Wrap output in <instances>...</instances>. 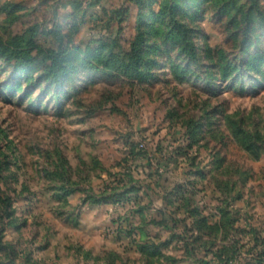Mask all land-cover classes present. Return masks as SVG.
I'll return each mask as SVG.
<instances>
[{
    "label": "rangeland",
    "instance_id": "1",
    "mask_svg": "<svg viewBox=\"0 0 264 264\" xmlns=\"http://www.w3.org/2000/svg\"><path fill=\"white\" fill-rule=\"evenodd\" d=\"M139 32L142 79L123 69ZM30 38L25 69L0 49V239L17 264H55L33 245L70 242L81 204L130 173L161 235L147 261L218 264L185 250L191 197L210 223L225 211L215 248L264 264V0H0V42Z\"/></svg>",
    "mask_w": 264,
    "mask_h": 264
},
{
    "label": "crops",
    "instance_id": "2",
    "mask_svg": "<svg viewBox=\"0 0 264 264\" xmlns=\"http://www.w3.org/2000/svg\"><path fill=\"white\" fill-rule=\"evenodd\" d=\"M139 193L143 195L144 190L131 192L129 195L136 196ZM76 202L77 199L70 202L69 208L77 206ZM131 203L133 205H129ZM158 207L160 206H156ZM80 208L79 220H76L74 225L79 230L76 229L77 233L70 238V242L64 240L56 245L53 241L50 247L47 246L38 252L33 245L34 256L38 261L55 264H153L147 261L149 259L142 253L140 244L152 240L158 243L161 235L152 234L150 229L153 224L152 222L148 224L150 222L144 213L145 206L136 205L131 201V196H128L126 204L121 206L111 201L103 203L88 201L82 203ZM109 227L113 228V231L105 233L104 228ZM118 227L119 229L115 231ZM128 228H134L135 231L128 233ZM167 246L170 248L171 244L167 243ZM169 248L164 250L167 255L172 253ZM50 249L55 251L52 253Z\"/></svg>",
    "mask_w": 264,
    "mask_h": 264
},
{
    "label": "trees",
    "instance_id": "3",
    "mask_svg": "<svg viewBox=\"0 0 264 264\" xmlns=\"http://www.w3.org/2000/svg\"><path fill=\"white\" fill-rule=\"evenodd\" d=\"M143 42V36L139 32V36L136 37L135 41L132 42V49L130 54V57L128 59L127 63L123 62V69H125L126 73H131L139 77V79L147 77L148 74H144L141 76V73L143 71V67L141 66V62L143 61V55L141 53V43ZM30 46V47H29ZM38 45L33 40V38H30L28 42L21 46L16 43V40L13 39L10 42L7 43H1L0 42V49L4 53H8L7 58H11L13 55L16 54V57L18 60H21L22 62H19L17 64L22 65V68L25 69L28 66L32 65V56L31 51L34 47H37ZM72 53L60 49L56 53H53L49 58L52 59L51 65L45 66V69H51L53 70L52 78L54 80H59V77L62 73L68 72V69L64 64V60H68L71 58ZM97 57V56H96ZM98 58V57H97ZM17 60V61H18ZM72 68L75 66L72 64ZM51 74V73H49ZM128 181L126 184L124 183V187L119 192H109V193H101L100 195H93L88 196V200L92 203H103V202H122L124 198L128 199V195L131 192L138 191L139 188L133 184L134 177L133 174H128ZM116 180V179H115ZM117 181V180H116ZM87 200V199H86ZM184 205L180 206L179 208L185 210L187 212L188 217L184 218L183 220H191L190 224V230L195 229L197 231V234H192L193 239L190 250L189 248H185L187 250L188 254L193 255L196 257L197 250L204 248V254L208 255L209 252H211V261H217L218 264H236L238 263V257L235 253L228 252V249L225 248V246H218L215 248L216 245V235H219L218 233L226 228L227 220L225 211H221L220 219L217 220L214 223H210L208 220V217L201 214V211L198 207L193 205V200L191 197L184 198ZM228 226V225H227ZM132 230H127L128 233H130ZM140 249L142 253L145 255V257L148 259L150 256H154L156 252V246L151 245L149 242H144L140 244ZM19 251H17L16 247L11 242H6L2 244V241L0 239V264H17L16 259L18 257Z\"/></svg>",
    "mask_w": 264,
    "mask_h": 264
}]
</instances>
